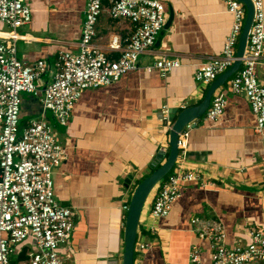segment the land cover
Wrapping results in <instances>:
<instances>
[{"label":"crops","instance_id":"1","mask_svg":"<svg viewBox=\"0 0 264 264\" xmlns=\"http://www.w3.org/2000/svg\"><path fill=\"white\" fill-rule=\"evenodd\" d=\"M160 1L165 23L151 51L140 56V70L127 72L108 86L85 90L65 126H52L58 125L53 115L45 114L66 150L53 171L56 201L74 212L70 243L59 248L65 264H121L124 205L138 183L152 174L149 166L157 152L168 147L171 123L160 122L161 111L177 108L176 118L181 109L203 102L212 82H196L194 74L206 57L221 54L231 32L233 17L225 0ZM86 2L26 0L31 19L18 31L31 40L17 42V58L25 65L45 63L47 70L35 83L40 90L56 72L58 53L78 52ZM110 2H102L93 44L116 60L120 51L109 45L117 38L123 48L134 25L111 18ZM5 30L0 23V31ZM163 56L179 61L181 67L165 77L157 69L145 70ZM257 78L264 86V67L258 69ZM217 95L227 100L223 113L216 121L203 115L185 129L186 156L174 165L175 171L196 172L201 180L181 185L180 197L162 219L150 216L160 185L152 190L139 218L134 264H185L193 246L201 251V264H210L211 243L198 238L194 219L222 225L229 247L248 245L251 230L264 234V151L254 131L251 105L244 96L231 94L229 80L216 89L213 97ZM21 105L20 126L24 127L38 119L42 104L38 96L26 95ZM127 177L131 182L124 187ZM35 244L28 238L16 246L11 264L35 253ZM141 244L146 248L139 251Z\"/></svg>","mask_w":264,"mask_h":264},{"label":"built area","instance_id":"2","mask_svg":"<svg viewBox=\"0 0 264 264\" xmlns=\"http://www.w3.org/2000/svg\"><path fill=\"white\" fill-rule=\"evenodd\" d=\"M225 1L227 12L233 17L231 32L221 54L206 57L195 72V81L201 84L213 82L236 60L246 7L242 0ZM251 1L254 10L251 30L240 69L230 77L229 88L231 94L242 95L250 103L255 117L254 131L261 137L264 151V86L257 78L258 69L264 67V2ZM25 2L0 0V23L7 27V30L0 31V264H10V255L15 247L28 238L36 243V251L19 264H65L59 248L70 243L74 212L56 201L53 171L61 164L66 150L55 137L45 114L51 112L55 122L65 126L85 90L108 86L127 72L140 70V56L150 52L154 46L165 23V10L160 0H111L110 17L128 20L134 29L133 34L124 40L123 48L119 40L113 38L109 49L120 51V55L116 60H110L102 49L93 44L103 0H88L78 52H59L56 72L40 90L35 83L47 70L45 63L37 61L25 65L17 58V42L31 40L30 35L18 31L31 19V10ZM179 67V61L163 56L146 66L145 70L152 72L157 69L160 76L165 77ZM23 94L38 96L42 106L38 119L33 118L28 125L21 127ZM211 100L204 117L205 120L216 121L227 100L223 95L212 96ZM159 120L170 124L167 108L162 109ZM188 127L179 133L176 163L184 161L186 156L189 135L185 129ZM200 177V174L182 168L171 171L159 183L150 216L156 220L167 217L180 197V186L200 181ZM192 223L196 225L198 238L211 243L210 264H264V234L260 230L248 232V245L229 247L222 225L197 219ZM145 248V244L138 246L139 251ZM185 264H201L198 247L191 248Z\"/></svg>","mask_w":264,"mask_h":264},{"label":"water","instance_id":"3","mask_svg":"<svg viewBox=\"0 0 264 264\" xmlns=\"http://www.w3.org/2000/svg\"><path fill=\"white\" fill-rule=\"evenodd\" d=\"M246 7V18L243 23L242 32L238 40L236 49V60L233 62L232 67L226 72L219 75L209 86L206 91L203 102L198 106L185 107L181 109L179 114L175 115L178 111L177 108L171 107L167 110V121L171 123L168 129L169 142L168 147L159 150L150 164V168L153 170L152 174L146 176L136 186L131 199L128 204H125L126 218L124 222V234H123V253L121 256V264H134L135 246L137 245V229L139 225V218L144 205L152 192V190L162 181L166 176L171 173L178 156L179 150L177 147V141H179V133L182 130L199 120L206 112V109L211 105V98L216 89L221 87L230 77L237 73L241 66V58L243 57L247 37H249L250 27L253 20L254 10L251 0H242ZM175 118V119H174ZM166 125V122H162ZM131 182V177H127L124 180V187H127Z\"/></svg>","mask_w":264,"mask_h":264},{"label":"rangeland","instance_id":"4","mask_svg":"<svg viewBox=\"0 0 264 264\" xmlns=\"http://www.w3.org/2000/svg\"><path fill=\"white\" fill-rule=\"evenodd\" d=\"M26 95H27V94H24L23 96H26ZM47 117H48V118H52V113H51V112H47ZM52 126H59V125H55L54 122H53ZM175 169H176V166L172 168V171H173V170L175 171ZM132 190H133V188L130 189V192H131ZM134 190H135V189H134ZM153 191H154V189H153ZM133 192H134V191H133ZM152 193H153V192H152ZM152 193L150 194V196L152 195ZM150 196H149V197H150ZM147 200H148V199H147ZM29 248H30V251H32L31 246H30ZM60 257H61V256H60ZM61 259H63V257H61Z\"/></svg>","mask_w":264,"mask_h":264},{"label":"trees","instance_id":"5","mask_svg":"<svg viewBox=\"0 0 264 264\" xmlns=\"http://www.w3.org/2000/svg\"><path fill=\"white\" fill-rule=\"evenodd\" d=\"M21 112V111H20ZM20 115H21V113H20ZM20 118H21V116H20ZM20 125H21V123H20ZM22 127V126H21ZM26 258V257H25ZM24 257H22L20 260H24L25 259ZM10 264H11V261H10Z\"/></svg>","mask_w":264,"mask_h":264}]
</instances>
